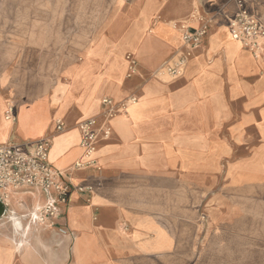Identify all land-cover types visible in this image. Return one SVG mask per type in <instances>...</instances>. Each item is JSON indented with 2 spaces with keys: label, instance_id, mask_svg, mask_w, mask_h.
<instances>
[{
  "label": "crops",
  "instance_id": "obj_1",
  "mask_svg": "<svg viewBox=\"0 0 264 264\" xmlns=\"http://www.w3.org/2000/svg\"><path fill=\"white\" fill-rule=\"evenodd\" d=\"M244 4L264 21V0ZM236 11L234 0H0V144L50 135L48 163L71 185L43 224L32 214L50 192L0 205V264H264V38L256 51L232 39ZM196 13L216 14L185 47L180 25L197 27ZM188 50L178 75L158 73ZM132 93L95 164L74 168L77 124Z\"/></svg>",
  "mask_w": 264,
  "mask_h": 264
},
{
  "label": "built area",
  "instance_id": "obj_2",
  "mask_svg": "<svg viewBox=\"0 0 264 264\" xmlns=\"http://www.w3.org/2000/svg\"><path fill=\"white\" fill-rule=\"evenodd\" d=\"M234 1L237 11L227 20L230 36L249 50L256 51L261 39L264 38V21L245 7L244 0ZM215 14L208 17H203L199 13L194 14L198 21V26L195 28H190L186 24L180 25L185 47H195L199 44L212 24ZM188 56H190L189 50L178 59L163 65L158 73L170 77L178 75ZM126 59L128 61L126 77H131L137 73V62L131 55H126ZM135 101V93L120 101L104 97L101 100L103 105L101 112L77 124L80 132L81 159L74 162V168L81 169L95 164L93 154L98 142L108 139L111 133L109 120L124 112L128 105ZM4 117L9 121H15V107L12 104H7ZM63 129L64 123L57 119L55 131L60 132ZM50 138V135H46L34 141L0 144V204L7 207L11 195L23 189H38L52 193L51 201L37 207L32 214V220L39 224L45 223L49 218L58 217V207L68 202L71 189L70 183L62 178V173L48 163ZM78 189L90 190L91 187L79 186Z\"/></svg>",
  "mask_w": 264,
  "mask_h": 264
},
{
  "label": "rangeland",
  "instance_id": "obj_3",
  "mask_svg": "<svg viewBox=\"0 0 264 264\" xmlns=\"http://www.w3.org/2000/svg\"><path fill=\"white\" fill-rule=\"evenodd\" d=\"M6 2H3L2 3V9L4 10V9H6L7 8V6H6ZM9 21V18H2V22H1V25H3V27L5 26V25H7V22ZM28 36V40L30 39V38H32V39H30L31 41L33 40V35H27ZM35 40H39V36H37L36 37V39ZM56 120L57 119H55L54 121L56 122ZM15 197V195L14 194H12L11 195V199L13 200V198ZM16 198H18V196L16 197ZM196 259V258H195Z\"/></svg>",
  "mask_w": 264,
  "mask_h": 264
},
{
  "label": "bare ground",
  "instance_id": "obj_4",
  "mask_svg": "<svg viewBox=\"0 0 264 264\" xmlns=\"http://www.w3.org/2000/svg\"><path fill=\"white\" fill-rule=\"evenodd\" d=\"M31 210V209H30ZM33 211V210H32ZM12 218H14L15 220H16V223H17V226H20V224H19V222L17 221V219L14 217V216H12ZM22 218V217H21ZM11 221V220H10ZM26 222V221H25ZM11 223V222H10ZM32 223V222H31ZM27 224H28V222H27ZM49 225V224H48ZM12 226V225H11ZM24 227H25V224H24ZM12 229V228H11ZM25 229V228H24ZM15 231V230H14ZM21 233V232H20ZM12 234V233H11ZM19 234V233H18ZM29 234V233H28ZM12 237H13V234H12ZM23 238V237H22ZM27 238V237H26ZM14 239V238H13ZM28 239V238H27ZM20 240H18V242H19ZM26 243V242H25ZM18 245V244H17ZM27 245V244H26ZM24 249H25V246H24ZM25 251V250H24Z\"/></svg>",
  "mask_w": 264,
  "mask_h": 264
},
{
  "label": "water",
  "instance_id": "obj_5",
  "mask_svg": "<svg viewBox=\"0 0 264 264\" xmlns=\"http://www.w3.org/2000/svg\"><path fill=\"white\" fill-rule=\"evenodd\" d=\"M1 205V204H0Z\"/></svg>",
  "mask_w": 264,
  "mask_h": 264
}]
</instances>
